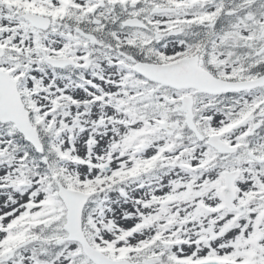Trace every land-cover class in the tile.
Listing matches in <instances>:
<instances>
[{"label": "snow or ice", "instance_id": "snow-or-ice-1", "mask_svg": "<svg viewBox=\"0 0 264 264\" xmlns=\"http://www.w3.org/2000/svg\"><path fill=\"white\" fill-rule=\"evenodd\" d=\"M0 264H264V0H0Z\"/></svg>", "mask_w": 264, "mask_h": 264}]
</instances>
